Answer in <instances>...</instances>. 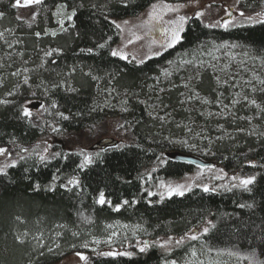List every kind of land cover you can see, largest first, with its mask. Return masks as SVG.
Returning a JSON list of instances; mask_svg holds the SVG:
<instances>
[{
  "label": "trees",
  "instance_id": "trees-1",
  "mask_svg": "<svg viewBox=\"0 0 264 264\" xmlns=\"http://www.w3.org/2000/svg\"><path fill=\"white\" fill-rule=\"evenodd\" d=\"M155 1L128 0L125 7L121 0H43L35 5L33 19L12 7L15 0H0L4 13L0 27L13 28L17 39L16 56L11 59L31 60L28 75L37 89L33 96L28 89L13 92L15 77L10 71L15 65L4 60L10 51L0 43V91L11 94L0 103V147L14 152L32 147L42 136H54L53 150L44 161L31 151L0 173V264H55L76 252L88 257L76 264H162L164 259L177 258L190 244L232 256L242 264H264V135L249 130L251 124L241 117L247 111L243 104H231L235 89L221 87L205 70L191 91H198L208 102L191 107L181 95L184 88L173 85L177 79L173 84L156 82L168 60L190 56L198 48L200 55L210 42H235L250 56L264 60V23L223 27L207 25L194 16L186 23L179 43L143 62L112 56L120 37L113 21L137 16ZM58 4H67L77 14L66 34L53 36L48 31L56 26ZM238 8L264 14V0H239ZM46 45L59 50L40 64L39 50ZM262 72L264 79V68ZM159 87L165 89L161 94L157 93ZM112 92L124 94L126 101L120 111L104 106ZM38 96L46 109L43 118L24 117L25 102ZM217 100L224 110L222 117L214 118L208 111H213ZM61 112L69 119H61L57 115ZM114 117L121 121L124 134L118 139L96 140L91 149L93 163L78 167L83 157L74 138ZM256 123L264 132V121ZM217 125L222 131H216ZM186 128L207 137L200 140L207 152H194L181 142ZM185 156L200 157L229 173L255 176V182L250 191L229 187L205 192L196 186L183 196H150L148 190L159 180L180 178L198 165ZM74 177L78 186L68 184ZM101 191L111 205L96 202ZM124 200L129 204L124 205ZM116 205H122L119 211L114 210ZM114 221L137 227L146 240L184 235L202 224L208 225V232H199L198 239L168 252L154 242L144 252L135 248L131 256H105L81 246Z\"/></svg>",
  "mask_w": 264,
  "mask_h": 264
},
{
  "label": "rangeland",
  "instance_id": "rangeland-1",
  "mask_svg": "<svg viewBox=\"0 0 264 264\" xmlns=\"http://www.w3.org/2000/svg\"><path fill=\"white\" fill-rule=\"evenodd\" d=\"M239 0H188L181 3H171L163 0L155 1V4H170L172 6L183 5L179 8L177 12H166L163 15V19H150L147 15L151 11V5L145 8L137 16L126 17L123 19L115 20V23L121 24V29H119L120 37L117 44L114 45L113 50L119 49L127 56L137 61L144 60L152 55L158 54L167 47L165 46L168 41V36L165 34V29L171 28L174 25L169 24V21L176 20L179 16H185L186 20L183 25V29L186 23L194 16L197 12H202L203 15L198 18L201 19L207 25H220L223 26L225 22H228L227 27L240 26L244 24H250L264 20V14L261 12H245L238 8ZM23 3V0H21ZM23 15L32 18L35 14V5L31 7H19ZM57 10V9H56ZM55 10V12H56ZM1 12V11H0ZM54 12V13H55ZM67 12L71 11L67 9ZM243 12L244 15L241 16L240 13ZM230 13V15H229ZM252 17L253 20L250 21L247 18ZM59 19H64V17H58L55 15L56 26L49 30L48 32L52 35L53 32L66 34L68 32L70 22L65 19L63 25V31L61 25L58 23ZM129 21L127 25L123 24V21ZM217 21L220 23L217 24ZM224 27V26H223ZM0 43L4 45L6 52L4 60L12 61L11 64L15 65L10 71V75L15 77L12 81L13 92H22V89H28L29 95L33 96L37 91L36 85H33L28 75L29 65L31 64L30 59L12 60L13 55L16 56V50L13 48L15 45L14 39V29L0 27ZM139 36L140 39H136ZM129 41H132L129 43ZM40 46L37 48L39 49ZM52 50H59L55 45H46V47L39 50L38 61L40 64L45 63L47 58L45 53ZM38 51V50H37ZM58 51H53V54ZM20 54V53H19ZM21 55V54H20ZM29 64V65H28ZM193 66V68H189ZM11 67V66H10ZM186 68H188L186 72ZM263 68L264 60L250 56L247 52L238 46L235 42L220 41V42H210L207 47L199 55L196 50L191 53L190 56L180 55L175 59L168 60L160 69V75L156 78V82L161 81V83H171L173 84L177 79L178 83L173 85H178L184 91L181 92L182 97L185 101H188V106L191 107L193 104L196 105L197 102L207 103L208 100L204 98L198 91H191V87L196 80H199V76L205 70L207 71L214 81L220 86L232 87L234 88V93H232L231 104L236 106L243 104L246 108V112L241 116L244 117L248 123L251 124L249 130L258 132L264 135L263 131L258 129L256 123L257 120L264 121V79H263ZM192 69V72H190ZM15 73V75H14ZM1 77V76H0ZM27 77V83H25V78ZM169 81V82H168ZM1 86V83H0ZM169 87V86H168ZM38 88V86H37ZM40 88V93L44 94V89L42 86ZM246 89V92H243ZM165 89L159 87L157 90L158 94H161ZM0 91V103L7 101L11 97L10 93L1 94ZM260 97H258V95ZM40 95V96H42ZM32 97L27 99L24 108H28L32 115L31 117L43 118L45 115V107L42 98ZM119 97V100H114ZM41 101L38 108H31L27 105L32 101ZM126 99L124 94L115 92L109 94L103 103L106 107H115L117 111L124 108V103ZM255 101V103H252ZM150 103L151 112L155 113V108ZM43 106V107H42ZM149 106V105H148ZM224 110L222 102L217 100L213 104V111H208L209 114L214 118L222 117L220 112ZM157 111V110H156ZM121 121L114 117L106 120L100 127L94 128V130H85L81 135L74 138L76 143V149L81 153L84 151L88 154L93 155V151L90 146L99 138H114L118 139L120 135L124 134V129L120 127ZM192 128H186L187 137L184 136L181 142L192 149L194 152H207V148H201L200 140L206 139L207 137L200 134L199 131L191 130ZM216 131H222L221 126H216ZM53 137L50 134L42 136L39 140L27 151L23 149L15 150L10 152L7 150V154L0 155V168H3V172L8 169V167L16 162L18 157L23 156L29 152H36L39 156H48L52 152ZM5 148V147H0ZM47 148V152L44 149ZM6 149V148H5ZM222 170V171H221ZM1 173V172H0ZM249 177L242 175L240 173H229L225 171L222 167L217 164H204L196 165L195 168L183 175L180 178H166L159 180L154 187L148 190L151 193L150 196H154L156 199H161V193L164 197L168 196L166 189L161 188V184L175 186L177 184L191 185L193 187H201L203 185H208L210 189L218 190L220 188H229L233 184H238V180H233L232 177ZM216 177H220L217 179ZM111 225V227H109ZM208 228V225L202 224L198 227V230H191L188 233L180 236H161L155 239H148L147 244L150 242L156 243L163 251H171L178 244L176 240L183 238V242L192 240L191 236L193 234L198 236L199 232H203L204 228ZM115 233V235H113ZM28 237V236H26ZM31 238V236H30ZM171 238V239H170ZM37 238L34 239V242ZM147 237H140L138 234V229L130 224L121 223L119 221H114L106 226V229L100 235L91 236V238L86 239L84 242L80 243L81 246L87 245L90 249H96L101 253H106L109 251L113 252H130L132 253L135 248H141L146 243ZM32 240V238H31ZM111 241V242H109ZM42 243V241H41ZM44 243V242H43ZM181 243V244H182ZM180 245V244H179ZM195 251V256L192 254ZM81 253V252H80ZM84 255V254H83ZM81 260L75 255V253L65 256L59 262L55 264H76ZM242 264L236 258L223 254H214L209 251L203 250L200 246L194 244L188 245L185 250L177 258H167L162 261V264Z\"/></svg>",
  "mask_w": 264,
  "mask_h": 264
},
{
  "label": "snow or ice",
  "instance_id": "snow-or-ice-1",
  "mask_svg": "<svg viewBox=\"0 0 264 264\" xmlns=\"http://www.w3.org/2000/svg\"><path fill=\"white\" fill-rule=\"evenodd\" d=\"M121 2L123 4V6L127 7L128 0H121ZM42 3H43V0H23V3H21V0H15V3L12 5V7H14V8L15 7H31V6H34V5H40ZM82 6L83 5H81V7ZM93 7H95V6H93ZM180 7H183V5H178V6L174 7V6H172L170 4H166V3L162 4V5L154 3V4L151 5V11H149L147 13V15H148V17L150 19H163V15L166 12H177V11H179ZM67 8H68L67 4H58V5H56V9L57 10L54 13V15H57L58 17H61V16L64 17V19H59L58 20V23L61 25V29L63 31H67V29L63 28V25L65 23V19L67 21H72L73 17L76 16V14H77L75 9H73L70 13H68L67 12ZM3 15H4V13L0 12V18H2ZM196 15L199 17V16H202L203 13L202 12H197ZM229 15H230V13H229ZM240 15L243 16L244 13L241 12ZM19 18L20 17H17V19H19ZM33 19H35V14H33ZM247 19L250 20V21L253 20L252 17H248ZM185 20H186L185 16H179L176 20L168 22L169 24H172L174 26L171 27V28L165 29V34L169 37L168 41H167V44L165 45L166 47H173L175 44L180 42V40L182 38L181 37V32L183 31V25H184ZM259 22L260 23H264V20H261ZM113 23L115 24L116 28L121 29V24L115 23V21H113ZM128 23H129V21H127V20L123 21V24H125V25H127ZM219 23L220 22L217 21V24H219ZM223 26L227 27L228 26V22H225ZM121 30H123V29H121ZM2 35H3V33H0V36H2ZM52 35L55 36L56 33L53 32ZM36 36H40V33L37 32ZM136 39H140V37L137 36ZM131 42L132 41H129V43H131ZM98 47L103 48V47H105V45L104 44H99ZM53 51H58V50L48 51V52L45 53V55L46 56H52L53 55ZM87 51L88 52H92L93 49H88ZM111 55L112 56H119L121 59H127V56L123 53L122 50H119V49L112 50ZM141 62H143V61H141ZM14 75H15V73H14ZM27 82L28 81H27V77H26L25 78V83H27ZM55 86H57V85H54V87ZM70 90L71 91H75V89H70ZM252 103H255V101H252ZM51 107L55 108L56 104L53 103L51 105ZM22 115L24 117H29L30 118L32 113H31V111L28 108H24L23 111H22ZM57 115L63 120H68L69 119V116L65 115L62 112L61 113H57ZM161 119H163V118L161 117ZM53 131H58V129L54 128ZM23 151H27V149H23ZM44 152L45 153L47 152V148L44 149ZM5 154H7V149L0 148V155H5ZM54 155L59 156L60 154L56 153ZM80 155L83 157L81 164L78 165V167H80L81 169L93 163L94 157H93L92 154H88V153H86L84 151H81ZM99 155L100 154L97 153L96 157L98 158ZM39 159L41 161H44L46 159V157L44 155H40ZM251 166L255 167L256 165L252 164ZM0 172H3V168H0ZM216 178L219 179L220 177H216ZM232 179L239 181L238 184H233L232 187H238V188L244 189L245 191H250L249 186L254 184L256 177L255 176H249V177L233 176ZM68 184L73 185V186H78L79 185V180L74 177L73 179H70L68 181ZM160 187L166 189L167 195L169 197H171L172 195L183 196L186 191L191 189V185H187L186 186L184 184H177L175 186L161 184ZM212 190H214V189H210L208 187V185H206V184L203 185V191L209 192V191H212ZM149 195H151V193H149ZM163 198H164V195H163V193H161V199H163ZM96 202L98 204L102 205V206L105 205L106 203L111 205V201L106 200L105 194L102 191L99 193V196H98V199H97ZM123 204L127 205V204H129V201L124 200ZM121 206L122 205H116L114 207V210L115 211H119ZM240 207H245V205H240ZM247 207H251V205H247ZM109 227H111V225H109ZM203 231H204V233H207L208 232V228L205 227L203 229ZM113 235H115V233H113ZM191 239L192 240H196V239H198V237H197V235L193 234L191 236ZM182 241H183V238H181L179 240H176V243L179 245V244L182 243ZM109 242H111V241H109ZM148 246L149 245L147 243H145L144 246L141 247L139 250L141 252H144L148 248ZM84 247H87V245H84ZM192 254L195 256V254H196L195 251H193ZM75 255L77 257H79V259L82 260V261L88 260V257L83 255L80 252H76ZM102 255H105V256H131L132 253L126 252V251L125 252L109 251V252H106V253H102ZM172 264H175V261H173Z\"/></svg>",
  "mask_w": 264,
  "mask_h": 264
},
{
  "label": "water",
  "instance_id": "water-1",
  "mask_svg": "<svg viewBox=\"0 0 264 264\" xmlns=\"http://www.w3.org/2000/svg\"><path fill=\"white\" fill-rule=\"evenodd\" d=\"M40 104H41V101H40V100H38V101L36 100V101H32V102H30L27 106H28V107H31V108H38V107L40 106ZM102 142H104V141H102ZM105 143H108V142H105ZM95 146H96V145H91V146H90V149H94ZM185 157H186V156H185ZM186 159L189 160V161L195 162V163H197L198 165H204V164L208 165V164H210L209 161H205V160H203L202 158H200V157H196V156H187ZM147 242H148V240H146V243H147Z\"/></svg>",
  "mask_w": 264,
  "mask_h": 264
}]
</instances>
